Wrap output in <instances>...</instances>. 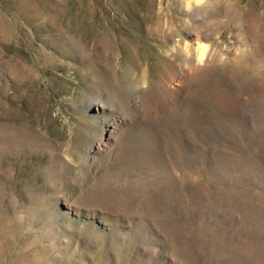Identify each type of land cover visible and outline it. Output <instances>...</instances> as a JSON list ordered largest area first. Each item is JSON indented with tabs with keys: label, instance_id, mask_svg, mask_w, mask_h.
<instances>
[{
	"label": "rangeland",
	"instance_id": "rangeland-1",
	"mask_svg": "<svg viewBox=\"0 0 264 264\" xmlns=\"http://www.w3.org/2000/svg\"><path fill=\"white\" fill-rule=\"evenodd\" d=\"M0 264H264V0H0Z\"/></svg>",
	"mask_w": 264,
	"mask_h": 264
},
{
	"label": "bare ground",
	"instance_id": "bare-ground-1",
	"mask_svg": "<svg viewBox=\"0 0 264 264\" xmlns=\"http://www.w3.org/2000/svg\"><path fill=\"white\" fill-rule=\"evenodd\" d=\"M200 1V0H198ZM197 42H198V52H199V57H206V59H208V57L210 56V53L208 51H206V48L203 47L201 44H200V40H199V37L197 38ZM152 83V82H151ZM245 83V82H244ZM254 87H256V83L254 82H250ZM258 93L260 92H251L250 93V98H251V101L254 102V104H260L261 101H259V97H258ZM258 97V98H257ZM258 101V102H257ZM100 107V106H98ZM240 118V117H239ZM228 120H231L229 121L231 124H235L236 123V120L234 118L233 115L229 114L228 117H227ZM242 119V118H241ZM243 123V122H242ZM233 127V125H232ZM233 134V133H232Z\"/></svg>",
	"mask_w": 264,
	"mask_h": 264
}]
</instances>
